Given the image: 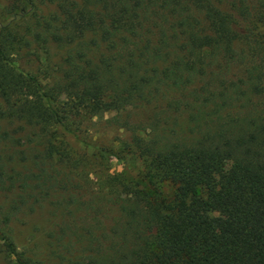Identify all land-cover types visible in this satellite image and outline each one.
Segmentation results:
<instances>
[{
  "label": "trees",
  "instance_id": "1",
  "mask_svg": "<svg viewBox=\"0 0 264 264\" xmlns=\"http://www.w3.org/2000/svg\"><path fill=\"white\" fill-rule=\"evenodd\" d=\"M0 15V264H264V0ZM87 121L138 177L70 146Z\"/></svg>",
  "mask_w": 264,
  "mask_h": 264
},
{
  "label": "rangeland",
  "instance_id": "2",
  "mask_svg": "<svg viewBox=\"0 0 264 264\" xmlns=\"http://www.w3.org/2000/svg\"><path fill=\"white\" fill-rule=\"evenodd\" d=\"M2 2V0H0ZM0 15V23H3ZM264 31V26L262 27ZM88 122V121H87ZM99 126H92L87 123L85 132L69 134L64 133L66 141L79 154L95 164L92 169H97L98 174H124L128 179H135L143 170L142 161L128 149H123L121 141L125 140L122 132L114 130H95ZM100 159V163L95 162Z\"/></svg>",
  "mask_w": 264,
  "mask_h": 264
}]
</instances>
